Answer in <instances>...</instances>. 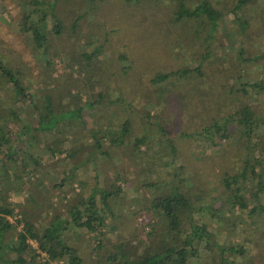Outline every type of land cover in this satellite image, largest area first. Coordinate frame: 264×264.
Wrapping results in <instances>:
<instances>
[{
	"label": "rangeland",
	"instance_id": "obj_1",
	"mask_svg": "<svg viewBox=\"0 0 264 264\" xmlns=\"http://www.w3.org/2000/svg\"><path fill=\"white\" fill-rule=\"evenodd\" d=\"M32 1L0 0V61L11 67L12 72L19 73L27 95L25 99L19 98L0 75V124L7 123L8 128L16 132L21 125L10 120V113L14 112L19 120L34 125L32 105H46L44 96L47 94L56 111L74 110L78 106L84 111L82 125L75 123L76 128L68 129L67 134L65 130L55 137L39 133L34 151L40 158L39 170L23 177L29 182L15 192L10 201L23 204L31 193L34 198L55 204L64 217L65 211L60 204L63 200L58 201L62 190L77 194V200L86 197L90 187H95L97 205L106 214L99 203L101 193L98 190H108L116 181L121 193L113 201L109 200V211L101 227L103 235L73 228L64 234V241L77 249L82 264H110L107 258L117 252V245L133 241L136 249L146 246L152 220L154 230L160 233V224L154 223L156 215L145 206L157 195L156 183L165 182L163 192L176 188L185 192L192 202L191 219L182 221L178 239L190 232L191 223L208 225L207 238L211 246L204 239L193 238L196 252L189 256L188 264H263L264 234L259 228L246 232L245 227H248L244 219L234 221L235 228L232 227L230 222L236 213L228 209L224 200L219 215L228 218V223L210 217L205 209L196 211L204 204L218 208L216 194L221 190L223 175L239 171L240 159L236 157V150L234 153L236 143L209 147L205 140L185 141L182 135L200 131L212 117L211 112L209 119L206 115H198L202 109L201 100L214 105L218 100L208 103V99L199 98L198 93L219 88L220 78L227 82V90L234 86L236 92L225 101L230 105L229 110L235 111L249 103L264 116V97L254 90L247 96L237 93L245 82L264 78V0H253L252 6L245 9L249 19L246 38L237 33L229 16L218 22V30L207 50L210 54L202 63L200 55L206 49L192 33L199 28L198 22L192 19L175 22V15L180 5L194 8L203 0L131 3L125 0H37L41 2L37 14ZM238 1L207 0L223 15L232 13ZM25 16L29 23L46 17L49 45L45 54L31 44L29 33L21 31ZM53 17L62 23L57 37L49 30ZM240 50L244 52L242 60L237 56ZM91 52L88 60L83 57ZM244 59L252 61L242 62ZM219 63L230 69V76L219 78L214 74L221 67ZM196 67L203 75L197 80L172 79L164 85L150 84L157 73ZM160 88H165L166 92L159 95L158 100L156 91ZM152 96H155L153 103L161 101L162 104L150 106L147 100ZM86 103H93V107L89 109ZM6 116L8 121H5ZM125 119L132 124L129 138L124 140V148H112L102 132L110 126L118 129V124ZM159 126L163 132H159ZM91 132L102 139L99 150L93 148ZM144 137L145 145L130 154L134 139ZM169 141L174 143L175 151ZM50 149L57 151L53 161L45 154ZM62 150L65 152L58 154ZM73 153L74 158L68 160L67 156ZM63 179L65 183L61 187L51 188V184ZM69 194L65 198L68 199ZM26 205L31 220L38 227L37 222H43V213L39 214L34 202ZM14 213L19 218L16 208ZM8 220L12 221L13 217ZM21 228L20 221L14 230L4 234V241L12 240ZM99 240L100 248L97 247ZM28 242L36 248L34 240ZM44 258L45 254L41 253L36 261H44ZM52 264H62V261Z\"/></svg>",
	"mask_w": 264,
	"mask_h": 264
},
{
	"label": "trees",
	"instance_id": "obj_2",
	"mask_svg": "<svg viewBox=\"0 0 264 264\" xmlns=\"http://www.w3.org/2000/svg\"><path fill=\"white\" fill-rule=\"evenodd\" d=\"M125 1L131 3L141 0ZM252 1L239 0L233 12H229L226 15H223L221 10L215 9L207 0H203L202 3L194 8L180 5L175 15V22L191 19L198 22L199 28L192 33L194 38L201 41L204 44V49H206L205 53L200 55L199 61L201 63L208 59L207 57L210 53L207 50L214 40V34L218 30V22L225 21L227 16L233 21L232 24L237 33L241 37L246 38V30L249 29V19L248 15H245V9L250 4L252 6ZM31 3L36 7L34 13L37 14L41 2L33 0ZM244 15L246 16L245 18ZM45 18L44 16L39 17L35 23L32 21L29 23L28 16H25L21 24V31L29 33L31 44L36 50H41L44 54L49 45L46 36ZM52 23L49 29L50 33L57 37L61 33L62 23L55 17L52 18ZM92 54L93 52L83 54V57L88 60ZM243 54L244 52L240 50L237 56L241 58ZM245 61L251 62L252 59H244L242 62ZM219 66L221 67L214 71L217 77L231 75L228 67L225 69L222 63H219ZM0 75L19 98L25 99L27 97L26 90L20 83L19 73L12 72V68L5 66L1 61ZM194 75H197L198 78ZM202 76L199 67H196L169 73H157L153 75L150 84L164 85L172 79L197 80ZM238 81H241L240 77H238ZM219 83L220 87L215 88L214 91H205L202 94L200 90L198 93V97L208 99V103L218 100L216 105L204 104L205 101L201 100L202 109L198 115L200 117L206 115L209 119V112H211L212 117L200 131H195L192 134H183L182 137L185 138V141L193 138L205 140L208 142L209 147L236 143L234 145V153L236 150V157L240 159V167L236 174L223 175L221 190L216 194L218 196V199H216L217 205L219 204L218 208H214L213 204L212 207L204 204L196 211L205 209L210 217H217L219 220L222 219L228 223L230 221H228V218L219 215L223 211L224 200L228 209H232L236 213L234 220L230 222L232 225L229 223L232 227H234V221L244 219L248 227H245L246 232L259 228L260 232L264 234V116L249 103L240 106L235 111L229 110L230 105L228 106L225 101L227 99L230 100L234 93L236 94L234 86L227 90L226 81L223 82L220 78ZM250 90H254L258 95L264 97V78L253 82H245V84L239 86L237 93L247 96ZM163 92H166L165 88H160V90L156 91L158 100L159 95H163ZM44 97L46 105L43 104L41 107L32 105L34 116L31 120L33 123L35 122L34 125L19 120L18 115L14 112L10 113V120L21 125L16 132L13 133L8 128L7 123L4 125L0 124V264H52L58 261H62V264H82V259L79 257L77 249L64 241L65 232L69 228H73L77 231L84 230L86 233L93 234L96 232L103 235L101 227L104 225L107 211H109V200L113 201L121 193L116 181L108 187V190H98L101 193L99 203L105 208L106 214L100 211L97 205L94 195L95 187H90L86 197L77 200H75L77 194L62 190L58 201L60 203L63 200L60 204L65 211L64 217L58 212L55 204L52 205L49 200L44 199L46 201L44 202L34 198L31 193L27 194L26 202L23 204L10 201V197L23 188L25 183L29 182V180L25 182L23 177L39 170L40 158L34 154L35 144L39 140V133L55 137L54 135L64 133V130L67 134L68 129H75V123L82 125L81 114L84 111L83 107L78 106L74 110L56 111L51 96L47 94ZM147 101L150 106L153 104L156 107L161 102L153 103L155 96L150 97ZM86 106L91 109L93 103H86ZM192 108L195 109V107ZM29 120L26 119L27 122ZM5 121H8L7 116ZM118 125V129L110 126L105 129L106 131L108 130L107 132L99 131L102 132L104 138L106 137V143L115 149L117 147L124 148V140L129 138L132 124L130 120L125 119L121 125ZM158 129L159 132L164 131L161 126ZM144 132L145 130H143ZM90 136L94 141L93 148L99 150L102 139L97 138V135L93 132H91ZM144 139L145 137L135 138L134 144L130 146L128 152L130 154L136 153L141 146L145 145ZM169 143L173 151H175L174 143L170 141ZM62 152H65V150L58 151V154ZM56 153L55 149H50L49 152L45 151V154L52 161ZM74 155V153L69 154L67 156L68 160L73 159ZM178 168H182V166ZM119 178L116 177V179ZM63 183H65L64 179L59 180L58 183L51 184V188L61 187ZM164 183H156L157 195H154L149 200L147 207L145 206L146 210L152 211L156 215L155 219L157 221H154V223L156 225L160 224V233H156L154 230L152 220L150 222L151 228L147 232L146 246L143 248L137 247L136 249L132 243L133 241L117 245V252L111 253L107 258L110 264H188L189 256L195 255L196 252V248L192 246L193 238L199 241L204 239L207 245L211 246L210 239L207 238L208 225L205 223L200 226L191 223L190 232L178 239V234H180L182 229V221L188 218L191 219L192 202L185 192H180L176 188H171L168 193L163 192ZM66 194H69L68 199L65 198ZM28 202H34L35 206L39 208V214L43 213V222H37L38 227L31 220V213L26 205ZM14 208L20 214L19 218L14 216ZM8 217H13V220L9 221ZM20 221L22 222L21 230L15 233L12 240L4 241V234L9 230H14V227ZM28 240H34L36 248H32ZM100 243L101 241L99 240L97 243L99 248L101 247ZM240 250L242 251V248ZM41 253L45 254L44 261H36V258Z\"/></svg>",
	"mask_w": 264,
	"mask_h": 264
}]
</instances>
